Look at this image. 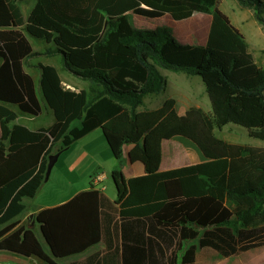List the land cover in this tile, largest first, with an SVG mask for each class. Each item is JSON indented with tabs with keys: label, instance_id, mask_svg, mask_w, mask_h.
<instances>
[{
	"label": "trees",
	"instance_id": "1",
	"mask_svg": "<svg viewBox=\"0 0 264 264\" xmlns=\"http://www.w3.org/2000/svg\"><path fill=\"white\" fill-rule=\"evenodd\" d=\"M18 1L0 0V249L59 264L103 239L101 264H196L199 249L227 258L264 246V147L215 134L233 123L264 140V67L218 0H36L26 20ZM236 1L264 29V0ZM129 12L177 21L203 12L211 20L204 44L182 43L166 30L135 27ZM27 35L51 43L87 87L64 88L54 66L39 64L37 88L24 69L35 54ZM159 69L198 75L211 111L191 106L179 115L174 98L138 110L165 89ZM39 93L55 121L32 130L15 120L18 112H41ZM96 127L116 160L114 244L101 216L106 198L91 181L35 215L45 249L31 228L18 225L23 198L42 186L49 154ZM174 134L192 138L210 159L160 171L161 142ZM126 144L145 158V173L128 179Z\"/></svg>",
	"mask_w": 264,
	"mask_h": 264
},
{
	"label": "crops",
	"instance_id": "2",
	"mask_svg": "<svg viewBox=\"0 0 264 264\" xmlns=\"http://www.w3.org/2000/svg\"><path fill=\"white\" fill-rule=\"evenodd\" d=\"M35 3L36 0H22L17 2L24 20L27 19V16L31 11V9L34 7ZM221 11L224 12L223 10ZM251 12L252 11H250V15L253 16V13ZM130 15H133L131 20L134 26L140 29L153 30L155 27L154 22L162 19L166 20L167 22H172L173 20L168 14H165L164 16H161L159 18H149L151 22H147L143 19L145 17L133 14L131 12H129V17ZM226 15L228 16L233 26H235L242 33L249 48L247 32H249V35L253 33L251 32V28L255 29L253 23L250 24L243 23V20L247 18V15L246 17H242L239 13H235L231 17L228 14ZM210 20H211V15L210 17L207 18L205 24H197L199 26L203 25V27H207L206 33L200 31L202 33L200 44H204L206 41ZM252 20L253 22H256L255 19ZM145 23H148V25ZM197 25L192 26V29H190V31L192 30V32H194L193 31L194 29H198ZM258 31L259 32L256 31V33L255 32L253 33V38L256 37L258 40L263 41L261 38L262 37L261 30L259 29ZM27 38L31 44L32 51L35 54L24 61V69L31 74L37 88H38L37 84L40 76V70L38 66L39 64L54 66L59 73L64 88L78 91L80 89H85L87 87L86 81L77 78L74 74H72L70 71L65 69L61 54L56 51L55 47L51 43H46L30 35H27ZM182 39H183L181 41L182 43H195L193 39H189L190 41L188 42L187 41L188 37L186 36L183 37ZM1 62L2 59L0 58V63ZM37 69H38V73L34 74L33 72H37ZM159 70L160 73L166 79L165 89L163 90V92H161V93H165V96L159 100L154 99V97H151L150 106L146 108L142 105L138 107V110L155 109L159 107L163 103V101L167 98L175 99L176 101L175 107L179 115H183L186 112V110L191 106L200 107V108L203 107V104L201 103V99H200L201 95L195 90V86H197L201 80V78L198 75L187 74L183 71L174 72L166 69H159ZM197 76L199 77V79ZM39 98L41 101V112L38 115L35 116L30 115V117H25V118H28L30 120H36L37 118L42 116V114H46L47 116L46 119H44L43 121H36L32 126H29L27 123L19 121L17 115L15 122L25 125L32 130H37L39 128H47L51 126L55 121L53 111L47 106L40 93H39ZM206 104L207 105L204 106L205 108L202 109L205 112H210L211 111L210 101H208V103ZM77 124L78 121H75L73 122L72 125H77ZM0 133H1V128H0ZM185 137L188 138V136L184 134H174L162 140L161 160L159 164L160 171H165L168 169L190 165L194 163L204 162L210 159V157L207 156L199 146H198L199 149H196L191 143H189V147H188L184 141L180 140V138L184 139ZM186 140H189V138ZM123 153L125 157V162L123 164L122 171L126 179L133 176L142 175L145 173V169H144L145 158L140 148L136 149V147L133 144H126L123 146ZM57 160H60L61 165L70 173L71 176L78 179L79 177L82 178L81 186L75 188L69 187V189L66 192L61 193L56 197L54 196L53 198H42L39 200V202L32 203L29 205L27 203L28 200H30L29 199L30 197H24L23 198V203L25 206L24 210L16 218L18 220V225L31 228L34 231L37 239L45 249H47L48 247L41 235L39 223L35 220V215L44 208L55 207L60 204H63L68 200H70L78 192L90 189L91 181L93 183V186L96 184L93 181L95 175L101 172L105 173L106 175V172L101 170L104 169L105 165H107L106 167L111 170L116 164V160L114 159L108 148V145L105 141L104 135L100 127L94 128L93 130L86 133L82 137L73 141L68 147L60 150ZM79 167L83 168L84 171L80 172L78 170ZM86 176H89V181L87 183L83 181V179ZM105 179L106 176L101 182L98 183V185L94 186L93 188L102 192L106 198V201L104 202V205H102L101 208V216L104 219L103 222L104 229H106V231H108L109 234L107 238L108 240H110L111 244L113 245L114 239L111 236L112 234L111 228H112V223L116 218L117 204L114 202L116 197V189L114 193L107 192L108 186L105 183ZM41 187L39 191L36 193V195L41 191ZM36 195L32 197V199L36 198ZM106 249H107L106 243L102 239L99 240V242L88 247L86 250H84L81 253L58 258L57 261L59 262V264H101V257L106 252ZM0 264H44V263L40 259L34 256H25L9 250L0 249Z\"/></svg>",
	"mask_w": 264,
	"mask_h": 264
},
{
	"label": "rangeland",
	"instance_id": "3",
	"mask_svg": "<svg viewBox=\"0 0 264 264\" xmlns=\"http://www.w3.org/2000/svg\"><path fill=\"white\" fill-rule=\"evenodd\" d=\"M218 7L223 10L226 14H228L230 17L235 14L239 13L242 17H246L243 20V23H253V26L255 29L251 28V32H259L258 30H261V38L263 41L258 40L256 37L253 38V33L249 35V32H247L248 36V41H249V51L254 57V60L257 62L259 66L264 67V29L261 27L260 24L257 22H253L252 19L253 16L250 15V11L248 9H243L241 8L236 0H218ZM241 12V13H240ZM252 13V12H251ZM133 15H130V18H132ZM210 17V14L208 13H203V12H195L193 13L192 16H190L187 19L184 20H172V22H167L166 20H158L154 22V29L153 30H166L171 37H173L175 40L181 42L183 37H188V42L190 41L189 39H193L195 43H201V38H202V33L207 32V27H203V25L199 26L198 29H194L188 31L187 28L190 26H194L197 24H205L207 18ZM147 22H151L150 19L143 18ZM148 25V23H145ZM201 31V32H200ZM190 37V38H189ZM34 74L38 73L33 72ZM198 77V76H197ZM199 79V77H198ZM38 85V84H37ZM195 90L200 93L201 95V103L203 104V109L205 108L208 103V97L205 92L203 83L199 82L197 86H195ZM165 96V93H161L157 96H151L147 95L144 98V104L143 106L148 108L150 106V101L151 97H154V99H161ZM199 100V99H198ZM45 113V112H43ZM25 117H30L28 114H24L19 112L18 113V120L21 122L27 123L29 126H32L34 122L36 121H43L46 119V114H42L39 118L36 120H30ZM215 134L218 137H221L225 139L228 142L231 143H237V144H245V145H252L256 147H264V140L252 138L248 135L247 130L239 125L233 124V123H228L226 124L222 129L218 130L215 129ZM189 140H186L188 139ZM188 138H180L181 141H184L185 144L189 147V143H191L196 149L198 148V144L190 137ZM191 139V140H190ZM187 141V142H186ZM190 149V148H189ZM107 165L104 166V169H101L106 172V179L105 183L108 186L107 192L114 193L115 192V186L113 183V180L110 176V169L106 167ZM66 167V166H65ZM78 170L80 172H83L84 169L79 167ZM84 182L89 181V176H86L83 179ZM82 184V178H74L73 176L70 175V173L61 165L60 160H57L55 164L53 165L51 172L49 174V177L47 181H45L41 187V191L36 195V198H29L28 200V205L32 203L39 202L40 199L42 198H53L54 196H58L61 193L66 192L69 187L70 188H75L79 187ZM110 189V191H109ZM196 264H264V246L262 247H257V248H252L248 251L241 252L238 255H234L231 257L223 258L219 256L216 252L212 250H203L199 249L197 253V260Z\"/></svg>",
	"mask_w": 264,
	"mask_h": 264
},
{
	"label": "water",
	"instance_id": "4",
	"mask_svg": "<svg viewBox=\"0 0 264 264\" xmlns=\"http://www.w3.org/2000/svg\"><path fill=\"white\" fill-rule=\"evenodd\" d=\"M59 153H60V150L48 155V158H47L48 160H47V165H46V171H45V175H44V181H46L48 179L49 174L51 172V169H52L54 163L56 162Z\"/></svg>",
	"mask_w": 264,
	"mask_h": 264
},
{
	"label": "built area",
	"instance_id": "5",
	"mask_svg": "<svg viewBox=\"0 0 264 264\" xmlns=\"http://www.w3.org/2000/svg\"><path fill=\"white\" fill-rule=\"evenodd\" d=\"M105 173L101 172L94 176L93 181L96 183L94 186L98 185L105 178ZM100 188V187H99Z\"/></svg>",
	"mask_w": 264,
	"mask_h": 264
}]
</instances>
